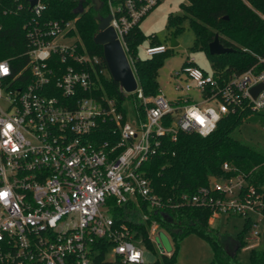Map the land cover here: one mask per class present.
I'll use <instances>...</instances> for the list:
<instances>
[{
	"label": "built area",
	"instance_id": "built-area-1",
	"mask_svg": "<svg viewBox=\"0 0 264 264\" xmlns=\"http://www.w3.org/2000/svg\"><path fill=\"white\" fill-rule=\"evenodd\" d=\"M23 3L29 7L23 0H0L4 15L21 11ZM106 3L109 26L136 80L132 93L119 86L124 96L133 97L126 101L133 107L130 118L126 102L123 111L112 100L94 96L96 84L109 72L98 69L99 58L89 55L76 34H69L73 21L27 29L26 62L17 71L11 58L0 60L7 69L0 71V264H152L144 255L156 254L154 242L162 232L151 218L154 213L188 204L208 208L210 220L264 216L263 200L242 176L211 179L177 205L155 194L148 178L167 153L165 141L174 143L185 135L205 138L244 103L263 109L264 89L255 100L250 90L264 84V70L220 83L188 58L170 75L174 99H166L160 90L145 97L125 37L158 0ZM29 10L39 15L41 0ZM167 50L149 45L144 55L147 59ZM102 134L107 138L101 139ZM222 168L230 170L227 163ZM115 209H124L128 222L146 227L153 251L138 230L125 221L116 223ZM159 254L172 253L159 249Z\"/></svg>",
	"mask_w": 264,
	"mask_h": 264
},
{
	"label": "trees",
	"instance_id": "trees-1",
	"mask_svg": "<svg viewBox=\"0 0 264 264\" xmlns=\"http://www.w3.org/2000/svg\"><path fill=\"white\" fill-rule=\"evenodd\" d=\"M99 1L101 6L96 10L93 0H84L83 12L79 15L73 13L79 0H41L43 10L39 15L29 10L25 3L21 11L4 15L5 6L0 4V60L11 58L14 70L17 71L26 62L23 54L27 48L25 35L27 29L36 26L46 27L54 22L73 21L75 29L69 34H76L89 55L99 58L98 69H106L102 47L93 42V37L97 33V18L109 14L106 0ZM161 1L164 0H158L157 6ZM8 6L14 8L12 3ZM181 9L182 19L194 33L193 50L205 54L211 73L218 82L222 83L233 75H240L250 70L255 74L264 70V61H262L264 60V0H186V4H182ZM181 21L172 15L168 16L167 26L175 30L171 36L176 37L180 32ZM139 25L125 37V42L143 95L152 97L159 92L158 69L171 49L151 58L140 59L138 46L144 40H148L152 47L162 45L153 35L145 37ZM215 38L221 46L230 49L231 52L210 55L209 44ZM95 87V97L112 100L120 109L127 99L133 98L124 96L119 91V85L110 77H101ZM137 107L139 108V105ZM122 110L124 111V108ZM250 124L259 126L260 130L257 131L258 128L253 127L250 131L253 133L257 131L264 140V108L252 110L247 103H244L234 114H227L221 118L215 131L205 138L185 135L179 136L174 143L165 141L167 153L154 163L148 173L154 193L165 203L177 205L182 203V197L190 196L197 188L207 186L211 179L242 176L246 186L252 188L264 204V148L248 145L241 139H248L244 133L249 132L247 129ZM109 126L107 125V128ZM106 138V134L101 135V139ZM250 138L249 135L248 140ZM173 152L174 156H172ZM224 163L229 165V171L223 170ZM126 209H131V205ZM113 213L116 223L125 221L130 228L138 230L145 245L153 251L144 225L137 226L128 222L125 219L128 215L124 209H115ZM262 214L264 215V207ZM210 217L211 211L208 208H197L188 204L152 214L151 218L155 219L159 228L169 235L174 247L170 257L161 256L152 264H176L180 242L190 234L196 235L209 245L213 255L209 264H240L236 260V255L232 257V254L234 252L236 254L244 246L242 235L234 245L225 247L220 242L217 231L209 225ZM245 220L246 230L251 221L249 218ZM249 264H264V249L251 250Z\"/></svg>",
	"mask_w": 264,
	"mask_h": 264
},
{
	"label": "rangeland",
	"instance_id": "rangeland-1",
	"mask_svg": "<svg viewBox=\"0 0 264 264\" xmlns=\"http://www.w3.org/2000/svg\"><path fill=\"white\" fill-rule=\"evenodd\" d=\"M186 4V0H164L153 9L140 23L139 29L145 37L155 36L158 43L170 50V37L174 28L167 26L168 16L172 15L174 18H178L181 21L180 32L176 35V41L178 46L172 48L169 51V55L163 60L162 66L158 69L157 80L159 84V90L161 95L166 99L172 100L176 97L173 91V81L170 75L174 72L180 71L188 58H193L195 64L200 69L207 73H211V67L209 61L204 53L200 51H194V33L189 29L186 21L182 19L181 5ZM149 47L148 40H144L138 48V56L140 59H146L144 55V49ZM193 50V51H192ZM106 77L109 78V73H106ZM128 117L132 115V104L125 103ZM248 131L245 132V137L250 135V140L247 138H241L244 143L255 146L256 148H264V140L260 138V134L257 132L260 130L259 126L253 124L248 125ZM258 128L254 133L250 131L251 128ZM264 131V130H263ZM263 141V142H262ZM106 212L105 209L102 210ZM251 223L245 230L246 220L244 217L236 215H221L218 219L210 220L209 225L212 229L217 231L220 242L228 247L234 245L242 235L244 246L235 254L236 260L240 264L250 263L251 250L264 249V216H258L257 214H250L248 216ZM256 224V227L254 226ZM257 231L258 236L254 237L251 232ZM156 254L149 252L144 255L146 262H155L160 258L159 249H163L164 252L172 253L174 251L173 243L169 235L164 231L157 236V242H154ZM212 251L209 245L201 240L194 234H190L180 242L177 255L176 264H209L212 260Z\"/></svg>",
	"mask_w": 264,
	"mask_h": 264
},
{
	"label": "water",
	"instance_id": "water-1",
	"mask_svg": "<svg viewBox=\"0 0 264 264\" xmlns=\"http://www.w3.org/2000/svg\"><path fill=\"white\" fill-rule=\"evenodd\" d=\"M29 4V8L34 7L38 0H23ZM83 1L79 0L77 8L74 10V15H79L83 12ZM95 9L98 10L101 6L99 0H93ZM111 17L99 16L97 18V33L93 37L94 44L102 47L103 58L105 60L109 75L111 79L117 83L126 93H132L136 89V80L134 74L128 64L125 54L121 48L120 43L116 39L114 30L109 26ZM178 46L176 37L172 35L170 37V47L174 48ZM209 54L212 56L222 55L230 53V49H226L215 38L212 43L209 44ZM264 89V84L253 87L250 90V94L253 100ZM235 256V252L232 257Z\"/></svg>",
	"mask_w": 264,
	"mask_h": 264
},
{
	"label": "snow or ice",
	"instance_id": "snow-or-ice-1",
	"mask_svg": "<svg viewBox=\"0 0 264 264\" xmlns=\"http://www.w3.org/2000/svg\"><path fill=\"white\" fill-rule=\"evenodd\" d=\"M0 71H4V72H6L7 69H6V68H3V67H0Z\"/></svg>",
	"mask_w": 264,
	"mask_h": 264
},
{
	"label": "clouds",
	"instance_id": "clouds-1",
	"mask_svg": "<svg viewBox=\"0 0 264 264\" xmlns=\"http://www.w3.org/2000/svg\"><path fill=\"white\" fill-rule=\"evenodd\" d=\"M0 67H2V66H0Z\"/></svg>",
	"mask_w": 264,
	"mask_h": 264
}]
</instances>
